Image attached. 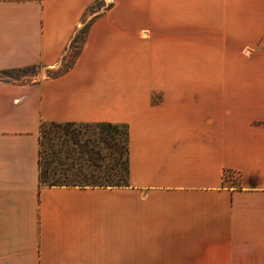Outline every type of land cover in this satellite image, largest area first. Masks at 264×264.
Segmentation results:
<instances>
[{"label":"crops","instance_id":"crops-1","mask_svg":"<svg viewBox=\"0 0 264 264\" xmlns=\"http://www.w3.org/2000/svg\"><path fill=\"white\" fill-rule=\"evenodd\" d=\"M96 1L0 0V75L43 69L0 77V264H264V107H129L153 57ZM44 122L128 125L130 185H43Z\"/></svg>","mask_w":264,"mask_h":264},{"label":"rangeland","instance_id":"rangeland-1","mask_svg":"<svg viewBox=\"0 0 264 264\" xmlns=\"http://www.w3.org/2000/svg\"><path fill=\"white\" fill-rule=\"evenodd\" d=\"M248 4L249 0H97L82 23L96 17L126 24L138 30L132 33L135 41L151 52L153 62L137 67L133 82L141 86L129 95V107H264V15H250ZM83 40L80 32L68 61L46 75L57 76L71 65ZM148 71L156 80L153 85ZM42 73V67H36L0 77H28L31 82ZM152 86L160 90L149 97ZM71 129L82 130L83 140L96 131ZM83 157L79 164L89 174L93 168ZM239 180L238 172H226V183Z\"/></svg>","mask_w":264,"mask_h":264},{"label":"trees","instance_id":"trees-1","mask_svg":"<svg viewBox=\"0 0 264 264\" xmlns=\"http://www.w3.org/2000/svg\"><path fill=\"white\" fill-rule=\"evenodd\" d=\"M86 32L85 29L81 31L83 35ZM69 68L70 65L65 71ZM9 72L16 71H3L1 74ZM77 126L96 131L83 140L82 136L85 135L82 130L71 129ZM52 129L54 133H51ZM40 134V182L43 185L101 189L130 185L128 125L110 122H44ZM71 143L79 149L78 154ZM85 155L93 168L89 174L84 173L82 164H79Z\"/></svg>","mask_w":264,"mask_h":264}]
</instances>
